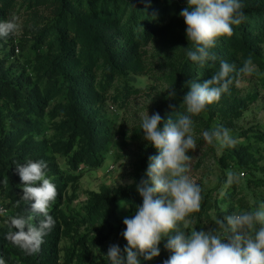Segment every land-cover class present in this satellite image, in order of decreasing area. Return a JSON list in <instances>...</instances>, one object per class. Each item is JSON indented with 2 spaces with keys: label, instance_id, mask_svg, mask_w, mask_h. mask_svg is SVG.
<instances>
[{
  "label": "trees",
  "instance_id": "1",
  "mask_svg": "<svg viewBox=\"0 0 264 264\" xmlns=\"http://www.w3.org/2000/svg\"><path fill=\"white\" fill-rule=\"evenodd\" d=\"M241 3L246 19L233 26L231 37L217 40L210 51L218 59L201 66L186 55L185 48H194L179 15L187 0H0V21L18 16L21 9L26 13L19 38L0 37V204L9 215H32L36 225L44 219L31 212L34 201L21 200L15 167L28 160L47 163L58 193L49 208L54 226L36 254H25L6 238L15 229L0 217V258L5 264H111L106 256L110 245L123 252V220L142 205L137 185L148 179L149 157L159 154L145 140L141 123L132 134L140 147L130 184L90 192L77 208L71 204L84 175L78 170H100L110 156L115 122L107 100L115 104L112 108L122 107L138 93L132 90L130 75L161 74L156 80L164 89L149 116L158 112L163 127L169 116L188 114L183 103L190 90L186 82L211 79L221 59L234 65L229 91L191 116L197 148L188 152L190 169L214 166L220 178L215 195L202 192L200 211L191 215L190 227L208 231L217 219L264 203V116L250 127H234L257 101V95H244L238 87L245 75L237 73L249 57L264 84V0ZM173 86L176 95L169 97ZM218 125L230 130L234 146L220 148L203 139L205 130ZM229 170L237 174L232 184L227 183ZM164 243L158 257H141V264H163L171 255Z\"/></svg>",
  "mask_w": 264,
  "mask_h": 264
},
{
  "label": "clouds",
  "instance_id": "2",
  "mask_svg": "<svg viewBox=\"0 0 264 264\" xmlns=\"http://www.w3.org/2000/svg\"><path fill=\"white\" fill-rule=\"evenodd\" d=\"M243 7L241 0H187V7L179 13L187 26V38L194 46L185 48L187 57L201 66L209 60L216 61L218 57L210 50L219 38L231 37L233 26L246 19ZM20 30V18L15 13L0 21V37L15 35ZM255 71L249 57L237 74L247 76ZM233 72L235 66L221 59L219 71L211 79L202 84L186 82L190 90L183 96V103L188 114L176 119L169 116L163 127L158 112L142 115L144 138L159 154L149 157L148 179L137 185L142 205L134 216L123 220L126 228L122 236L127 242L123 252L118 245H110L108 249L106 256L111 264H141V257L150 261L160 255L162 241L171 253L163 264H264V203L217 219L216 227L208 231L190 227V217L200 211L203 200L201 186L189 175L192 157L188 152L197 148L191 116L206 111L207 106L229 91L234 82ZM175 95L173 86L168 96ZM202 136L208 144L215 143L220 148L236 144L230 130L219 125L205 130ZM15 168L22 184L21 200L34 201L31 212L44 219L36 225L32 215H9L3 207L0 217H5V223L15 229L6 238L25 254L33 255L39 252L44 236L54 226L49 208L58 193L44 160H28ZM227 177V183L232 184L237 174L229 170ZM157 194L161 198H156ZM0 264H5L2 258Z\"/></svg>",
  "mask_w": 264,
  "mask_h": 264
},
{
  "label": "rangeland",
  "instance_id": "3",
  "mask_svg": "<svg viewBox=\"0 0 264 264\" xmlns=\"http://www.w3.org/2000/svg\"><path fill=\"white\" fill-rule=\"evenodd\" d=\"M21 30L13 35L16 39L23 32V25L26 19V13L21 9L19 11ZM154 77L147 75H130L129 82L133 91H138L136 95L131 96L126 103L121 107L112 108L115 105L112 100H107V111L115 122L114 139L110 148L109 157L104 166L100 170L84 172L82 168L78 173L84 174L79 181L77 197L73 199L72 208H77L80 204L87 200L90 192H98L102 188H118L130 184L129 173L131 171L136 154L139 153L140 140L132 138V134L141 123V117L146 112L150 115L154 102L159 98L160 93L164 89L162 81L156 80L161 76L159 72H154ZM259 70L256 69L251 75L245 76L238 82V87L242 94H255L257 101L253 103L242 118L234 123L236 128H247L261 120L264 116V84L260 81ZM125 82L121 80L119 85ZM120 131L125 132V136L120 134ZM126 139V143L123 141ZM189 175L202 188V192L215 195V189L219 182L217 170L215 167H202L199 170L190 169ZM241 177L242 174H240ZM71 193V192H69ZM68 205V204H66ZM64 206V209L66 208ZM6 209V206H1ZM210 230V227H207Z\"/></svg>",
  "mask_w": 264,
  "mask_h": 264
},
{
  "label": "built area",
  "instance_id": "4",
  "mask_svg": "<svg viewBox=\"0 0 264 264\" xmlns=\"http://www.w3.org/2000/svg\"><path fill=\"white\" fill-rule=\"evenodd\" d=\"M16 52L18 53V52H19V50L17 49V50H16Z\"/></svg>",
  "mask_w": 264,
  "mask_h": 264
}]
</instances>
